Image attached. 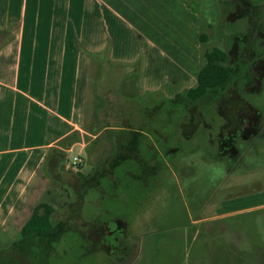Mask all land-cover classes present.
Returning <instances> with one entry per match:
<instances>
[{
	"label": "crops",
	"instance_id": "obj_1",
	"mask_svg": "<svg viewBox=\"0 0 264 264\" xmlns=\"http://www.w3.org/2000/svg\"><path fill=\"white\" fill-rule=\"evenodd\" d=\"M201 1L0 0V224L9 229L20 226L21 232L50 193L53 178L62 177L64 167L79 180L67 154L77 151L74 157L83 161L79 172L84 178L106 175V169L129 159L137 161L140 171L134 177L151 178L158 168L156 163L141 159L146 145L165 156L169 139L177 141L181 130L183 138L212 130L203 117V121L181 120L175 124V136L160 128L156 132L159 141L154 138L153 143L143 131V122L138 131L129 132L130 113L120 121L104 118V113L130 112V108L144 106L134 101L141 96L138 93L162 95L172 101L196 85L203 45L209 40L198 19ZM247 16L252 29L260 26V8L244 5L229 18ZM254 47L246 44L243 52L239 49L241 63L246 64L243 56L249 50L256 53ZM250 59L248 64L257 66L262 57ZM254 68L252 75L259 78L261 74ZM88 108H93L92 118ZM223 125L212 142H219L221 135L227 142L229 130L235 127L222 132ZM107 130L115 133L107 135ZM101 135L119 140L131 135L127 142L130 150L112 158L117 162L113 167L102 165L103 172L100 164L89 165L94 158L84 156ZM72 166L75 171L71 172ZM250 195L244 197L251 198L246 203L239 202L241 199L224 201L218 211L264 205V192ZM19 215L21 224L16 223Z\"/></svg>",
	"mask_w": 264,
	"mask_h": 264
},
{
	"label": "rangeland",
	"instance_id": "obj_2",
	"mask_svg": "<svg viewBox=\"0 0 264 264\" xmlns=\"http://www.w3.org/2000/svg\"><path fill=\"white\" fill-rule=\"evenodd\" d=\"M246 2L262 10L260 26L253 29L251 17L229 18L236 10L242 11ZM199 6V23L209 38L203 52L229 50L237 38L242 52L246 44L257 46L256 53L251 49L243 56L246 64L241 63L242 58L238 62L242 74L238 91L232 87L226 93L230 102L222 99L210 106L208 112H213L206 110L202 115L199 108L188 115L206 119L212 126L209 134L199 132L194 138H183L181 130L177 141L169 139L165 156L146 145L141 159L150 165L156 163L158 168L151 178L134 177L140 171L137 161L130 159L106 169V175L83 182L64 167L62 177L53 178L50 193L42 199L56 209V232L23 241L20 226L9 229L0 224V264H257L264 256V205L218 211L224 201L241 199L239 202L246 203L251 198L244 197L264 192V126L254 140L237 141L235 158L223 155L221 144L211 141L225 123L223 116L215 112L218 108H229L234 118L240 108L248 105L264 114V78L258 90H245L253 78L252 65L248 64L251 56L264 57V0H202ZM138 95L134 101L144 106L130 108V112L104 113V118L120 121L130 113L129 132L138 131L137 126L143 122V131L153 143L154 138L158 140L156 132L160 128L168 136H175V124L186 115L189 105L175 104L162 95ZM159 104L161 107H156ZM92 111L88 108V113ZM112 133L109 130L107 135ZM107 135H101L84 152L86 159H95L90 160L91 167L100 164V172L107 163L110 167L117 164L112 158L120 152L130 150L127 142L131 135L125 140ZM76 153L67 154L70 164ZM127 171L131 176L126 175Z\"/></svg>",
	"mask_w": 264,
	"mask_h": 264
},
{
	"label": "trees",
	"instance_id": "obj_3",
	"mask_svg": "<svg viewBox=\"0 0 264 264\" xmlns=\"http://www.w3.org/2000/svg\"><path fill=\"white\" fill-rule=\"evenodd\" d=\"M246 4L247 5L245 6L247 8L251 7L249 3L246 2ZM238 39L239 38H237L233 47L229 50L215 48L212 51L204 52L196 85L178 94L172 100L175 104L185 103L186 105H189V108L185 109L186 115L181 117L182 121L194 122L196 120L194 117L188 118L190 112L196 111L200 108V113L203 115V112L206 113V110H209L210 106L214 105L218 101L222 99L226 101V93H228L232 87H235L238 91V78L240 73L242 74L240 65L238 64L239 60H241L239 50L240 47L238 44L240 41ZM251 67L252 69L255 67L254 70L261 74L259 78L253 75V78L249 81L250 85L245 88L246 91L253 92L258 90L257 88L261 85V78H264V57H262L261 60H258L257 66L252 65ZM252 69L250 71H252ZM231 97H234L235 100L240 102V98L238 96L233 95ZM219 109H221L219 114L223 116L225 121V125H223V128L221 129L222 132L229 130L230 127H235L234 129L229 130L230 137L227 139V142L231 146H235L237 144V140L241 137L246 141L253 140L257 135H259L262 127L264 126V114L249 105L247 113L237 114L236 118L231 117L228 109L226 112V109ZM234 120L235 122H233ZM191 126L192 124L190 127ZM237 127H239V130ZM219 138L220 139L218 141L222 144V135ZM83 165V161L82 163L75 165L76 171L73 166L70 168L71 172L75 171L77 173L80 182H83V180H91L90 178L93 177H83V174L79 172L83 169ZM96 187H98V185ZM55 210L56 209L52 204L46 202L38 204L20 232L23 241H30L31 239L53 235L56 232V226L53 221ZM257 264H264V256L258 260Z\"/></svg>",
	"mask_w": 264,
	"mask_h": 264
},
{
	"label": "flooded vegetation",
	"instance_id": "obj_4",
	"mask_svg": "<svg viewBox=\"0 0 264 264\" xmlns=\"http://www.w3.org/2000/svg\"><path fill=\"white\" fill-rule=\"evenodd\" d=\"M226 102L228 103L230 101L227 99ZM247 108H248V106H247ZM247 108L246 109L245 108H243V109L240 108V110L237 112V114H246L247 113V111H246ZM202 119H203L202 116H200L197 120L203 121ZM241 139H243V138L241 137ZM220 142L222 143L221 140H220ZM221 150L223 151V153H222L223 155H227L228 157H231V158L232 157L235 158L237 156V154H238V150H237L236 146H231V145L228 146V144L226 142V139H223V143L221 144Z\"/></svg>",
	"mask_w": 264,
	"mask_h": 264
},
{
	"label": "built area",
	"instance_id": "obj_5",
	"mask_svg": "<svg viewBox=\"0 0 264 264\" xmlns=\"http://www.w3.org/2000/svg\"><path fill=\"white\" fill-rule=\"evenodd\" d=\"M81 162H82V161H81L80 156H75V157H74V159H73V164H74V166L80 164Z\"/></svg>",
	"mask_w": 264,
	"mask_h": 264
}]
</instances>
